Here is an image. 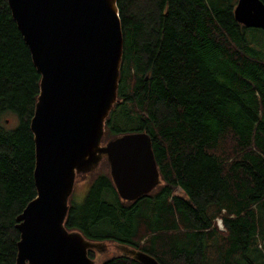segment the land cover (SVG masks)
Instances as JSON below:
<instances>
[{
	"label": "trees",
	"instance_id": "obj_1",
	"mask_svg": "<svg viewBox=\"0 0 264 264\" xmlns=\"http://www.w3.org/2000/svg\"><path fill=\"white\" fill-rule=\"evenodd\" d=\"M235 3L116 0L122 56L103 138L145 131L160 183L127 201L98 172L69 195L68 230L161 264H264V29L238 23ZM38 82L0 0V264H14L15 217L35 195ZM96 264L140 263L115 253Z\"/></svg>",
	"mask_w": 264,
	"mask_h": 264
},
{
	"label": "water",
	"instance_id": "obj_2",
	"mask_svg": "<svg viewBox=\"0 0 264 264\" xmlns=\"http://www.w3.org/2000/svg\"><path fill=\"white\" fill-rule=\"evenodd\" d=\"M10 14L39 73L29 129L35 195L15 217L19 232L14 264H96L89 249L102 241L68 230L64 219L78 173L101 156L121 199L130 201L160 183L145 131L126 132L101 144L105 118L116 101L122 29L116 0H7ZM234 19L264 29V2L236 0ZM140 264H161L146 252L114 244Z\"/></svg>",
	"mask_w": 264,
	"mask_h": 264
},
{
	"label": "rangeland",
	"instance_id": "obj_3",
	"mask_svg": "<svg viewBox=\"0 0 264 264\" xmlns=\"http://www.w3.org/2000/svg\"><path fill=\"white\" fill-rule=\"evenodd\" d=\"M14 122V120H10V122L5 123L7 126L12 125V123ZM104 131V129H103ZM104 134V133H103ZM103 134L101 137V144H104L108 139L107 138H103ZM107 170L108 172V163L107 160L104 158V156H101L100 159L98 160L97 165L94 167L93 170L86 172V173H79V175H76L74 178V182H73V189H72V194L75 198H77L79 196L80 193H82L83 189L85 188V183L89 181V179L97 174L98 172H102ZM71 194V195H72ZM81 200V199H80ZM79 199L77 201H80ZM219 217L214 219V222L216 224V227L219 229H223V226L221 224V222L219 221ZM105 244V248L102 251H98L96 249H89L91 250V258L94 260L95 263H97L99 260H101L103 257H107V256H111L115 253H118V248L112 244L111 242H104Z\"/></svg>",
	"mask_w": 264,
	"mask_h": 264
},
{
	"label": "built area",
	"instance_id": "obj_4",
	"mask_svg": "<svg viewBox=\"0 0 264 264\" xmlns=\"http://www.w3.org/2000/svg\"><path fill=\"white\" fill-rule=\"evenodd\" d=\"M220 221V220H219Z\"/></svg>",
	"mask_w": 264,
	"mask_h": 264
}]
</instances>
